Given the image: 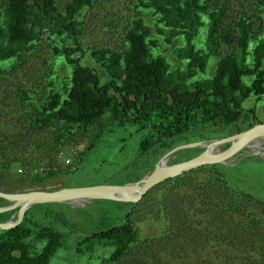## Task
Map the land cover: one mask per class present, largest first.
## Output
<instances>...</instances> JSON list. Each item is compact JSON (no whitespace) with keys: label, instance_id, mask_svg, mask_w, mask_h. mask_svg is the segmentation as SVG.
<instances>
[{"label":"trees","instance_id":"16d2710c","mask_svg":"<svg viewBox=\"0 0 264 264\" xmlns=\"http://www.w3.org/2000/svg\"><path fill=\"white\" fill-rule=\"evenodd\" d=\"M92 1L67 0L61 10L55 0H2L0 6V67L20 63L43 34L51 43L52 73L56 63L64 65L62 85L55 87L53 79H48L46 93L39 100L32 101L27 91L18 89L24 101L21 108L29 113L30 122L41 130L53 129L48 148L54 149L78 130L95 128L89 142L77 152L79 159L102 139L123 146L127 137L137 135L135 162L154 147L169 149L168 142L174 138L190 135L198 141L209 140L251 125L253 109H246L242 103L264 96V0H254V19L242 11L232 26L221 23L224 6L213 7L210 0H137L139 6L157 16L160 26L154 28L155 33H165L167 41L181 36L182 45L174 49V54L183 64L173 69L155 50L157 41L152 29L140 16L133 17L124 29L121 51L104 47L82 49L76 15ZM200 27H204V37L202 45L196 47L193 39ZM221 46L231 49L220 54ZM84 54L102 69V76L95 68L81 63ZM210 58L214 59L211 75L197 77V73L203 74ZM56 123L58 128L53 127ZM23 142L22 135L9 137L0 132V176L9 174L11 164L29 169L28 163L17 157V146ZM145 172L134 171L121 183L136 181ZM52 174L54 171L48 170L44 175H35V180ZM151 188L192 192L187 199L172 198V205H182L188 216L198 214L200 219L192 227L199 241H203L205 232L224 222V216L234 218L237 210L244 209L246 218L256 222V215L242 204L244 195L249 193L231 186L220 164L197 166ZM260 202L264 206V201ZM4 203L0 198V205ZM112 203L119 207V221L76 239V253L89 254L95 245L109 244L112 250L105 260L113 263L135 242L129 215L136 203ZM184 203H188L187 208ZM163 204L157 200L162 234L169 227L164 225L174 224V220L167 221ZM13 211L1 212L0 221L7 220ZM32 220L28 215L18 226L0 229V264H48L56 251L64 248L62 237L54 228L33 226ZM191 232L188 225V236ZM34 242L41 243L38 252L32 251Z\"/></svg>","mask_w":264,"mask_h":264},{"label":"rangeland","instance_id":"374dc122","mask_svg":"<svg viewBox=\"0 0 264 264\" xmlns=\"http://www.w3.org/2000/svg\"><path fill=\"white\" fill-rule=\"evenodd\" d=\"M66 1L55 0L57 9L61 10ZM210 2L213 7L224 6L221 23L225 26H232L242 11L252 19L257 13L254 10V0H210ZM1 3L2 0L0 6ZM135 16H140L152 29L153 37L157 41L155 50L165 57L170 69L182 66L183 61L174 54V49L182 45L181 36L176 35L167 41L165 33H155L154 28L160 26L157 16L139 6L137 0H93L89 6L80 10L76 18L80 23L79 40L82 49L104 47L121 51L124 47L122 39L124 29ZM253 23L255 24L256 20H253ZM46 37L47 35L43 34L41 40L32 45V49L22 56L20 63L0 67V132L9 137L22 135L24 142L17 146L20 152L17 157L20 156L29 167L28 170H23L11 164L9 174L0 176V191L24 192L33 189L54 190L95 184H123L121 182L126 177L132 176L134 171H146L144 175H147L158 159L169 149L198 141L190 135L174 138L168 142L169 149L154 147L145 157L142 156L135 162H133V153L137 135L127 137L123 146L118 142L110 143L102 139L90 153L79 159L77 152L89 142L95 128L78 130L70 138L58 143L54 149L48 148L47 144L51 141L50 133L53 129L41 130L30 122L29 113L21 108L24 101L18 93L19 88L24 89L29 98L35 101L45 95L44 86L48 79H53L55 87L62 85L66 71L63 64L56 63L55 73H52V68L49 66L51 43ZM203 37L204 27H200L193 39L196 47L202 45ZM230 49L221 46L220 54ZM81 63L95 68L99 76L103 75L102 69L86 54L81 58ZM213 66L214 59H208L203 74L197 73L196 76L211 75ZM55 74L62 76L63 79L56 78ZM242 105L246 109H253L254 121L264 120V96L259 100L249 98ZM53 127L58 128L59 124L56 123ZM221 137L200 141L199 146L176 150L168 155L166 163L195 155L208 142ZM38 144L41 148L37 147ZM226 146L227 143L219 144L216 150L220 151ZM220 169L231 186L249 193L244 195L242 204L256 215V222L249 221L244 209H240L233 213L234 218L224 216V222L212 229V226L207 224L211 230L205 232L203 241H199L192 227L200 219L198 214L190 213L188 216V212L184 213L181 209L182 205H172V198L187 199L192 192L182 191L183 189L163 192V188L159 191L150 188L147 190L149 192L146 191L147 193L145 192L135 202L130 211L129 219L135 230L136 240L119 260L113 263L105 260L112 250L109 244L95 245L89 254L76 253L74 250L75 241L79 237L119 221L116 217L120 215L119 207L112 202L104 199L42 201L32 204L28 209V215L33 219V226H51L62 237L64 248L57 250L48 264H264V206L260 202L264 201V138L250 141L249 146L242 149L241 155L226 164H220ZM48 170L54 171V174L35 180V175H44ZM33 180H35L34 185L30 188ZM161 192L163 194H160ZM157 200L164 202L163 209L167 221L174 220V224L164 225L169 226L164 234L158 220ZM7 204L9 202L5 201L0 206ZM184 204L187 208L188 203ZM13 209L8 219L15 218L17 207ZM188 225L192 231L189 236ZM229 227L231 229L227 231ZM188 244L191 245L190 251ZM40 245L41 243L34 242L35 249L32 251L38 252ZM204 245H212L215 248L210 250L203 248Z\"/></svg>","mask_w":264,"mask_h":264},{"label":"water","instance_id":"95a60500","mask_svg":"<svg viewBox=\"0 0 264 264\" xmlns=\"http://www.w3.org/2000/svg\"><path fill=\"white\" fill-rule=\"evenodd\" d=\"M264 131V120L255 122L251 116V125L241 131L208 142L206 145L227 143V146L213 154L205 152L206 145L197 154L160 165L162 158H167L172 152L199 146L200 141L175 146L164 153L156 162L153 169L136 181L123 184H95L74 187H62L54 190L33 189L24 192L0 191V198L9 204L0 206V212L17 207V214L13 219L0 221V229H9L23 223L28 216V209L34 203L42 201L60 202L77 199H104L117 204H134L148 189L161 181L178 175L184 171L200 165L226 164L241 155L244 147L249 146L252 138Z\"/></svg>","mask_w":264,"mask_h":264},{"label":"bare ground","instance_id":"6f19581e","mask_svg":"<svg viewBox=\"0 0 264 264\" xmlns=\"http://www.w3.org/2000/svg\"><path fill=\"white\" fill-rule=\"evenodd\" d=\"M256 138H264V131H262L260 134H258L256 136H254L251 141H253ZM205 147H206L205 152L208 154H213V153L217 152L216 148L212 145H206ZM166 159L167 158H162L159 164L160 165L165 164Z\"/></svg>","mask_w":264,"mask_h":264}]
</instances>
